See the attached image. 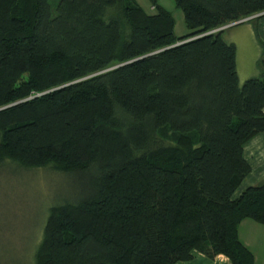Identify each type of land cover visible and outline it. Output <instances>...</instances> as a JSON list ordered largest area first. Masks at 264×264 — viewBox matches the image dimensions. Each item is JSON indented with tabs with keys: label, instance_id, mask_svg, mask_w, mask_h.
Masks as SVG:
<instances>
[{
	"label": "trees",
	"instance_id": "trees-1",
	"mask_svg": "<svg viewBox=\"0 0 264 264\" xmlns=\"http://www.w3.org/2000/svg\"><path fill=\"white\" fill-rule=\"evenodd\" d=\"M149 1L0 0V164L84 176L48 209L34 264H253L236 231L264 227V181L231 196L264 132V45L239 83L217 29L264 0H171L181 37Z\"/></svg>",
	"mask_w": 264,
	"mask_h": 264
},
{
	"label": "rangeland",
	"instance_id": "rangeland-1",
	"mask_svg": "<svg viewBox=\"0 0 264 264\" xmlns=\"http://www.w3.org/2000/svg\"><path fill=\"white\" fill-rule=\"evenodd\" d=\"M134 1L146 14L154 12L149 10V0ZM155 1L162 8L168 7L176 37L189 33L180 10L174 7L171 0ZM244 25L224 29L221 34L226 43H236L235 60L239 75L250 56L247 43L242 45L237 40ZM83 178L47 168L25 170L8 162L0 164V264H34V250L40 240L48 209L71 200L75 193L78 195Z\"/></svg>",
	"mask_w": 264,
	"mask_h": 264
},
{
	"label": "crops",
	"instance_id": "crops-1",
	"mask_svg": "<svg viewBox=\"0 0 264 264\" xmlns=\"http://www.w3.org/2000/svg\"><path fill=\"white\" fill-rule=\"evenodd\" d=\"M164 8V7H163ZM165 9V8H164ZM153 11L152 7L149 8ZM168 11V7L165 9ZM150 14H153L150 13ZM241 28V34L237 40L240 44L247 43L249 46L250 56L247 59V64L238 74V69L235 60V69L238 82L245 79L255 77L258 73L255 61L259 56V48L257 41L264 45V15H254V17L244 23ZM240 24L229 27L232 29ZM226 30V29H225ZM243 39L241 41V37ZM235 47V59H236V43L230 42ZM243 45V44H242ZM262 113L264 114V106L262 107ZM242 158L249 166L248 174L242 179L238 187L234 190L231 199H235L240 192L247 188L252 187L260 182L264 181V132L257 133L247 139L242 144ZM237 238L248 249L253 258V264H264V227L248 219H244L239 222L237 226ZM176 264H230L228 259L222 255H216L211 259L204 257L202 254L193 251L191 253V259L188 261L177 262Z\"/></svg>",
	"mask_w": 264,
	"mask_h": 264
},
{
	"label": "built area",
	"instance_id": "built-area-1",
	"mask_svg": "<svg viewBox=\"0 0 264 264\" xmlns=\"http://www.w3.org/2000/svg\"><path fill=\"white\" fill-rule=\"evenodd\" d=\"M253 17H254V16H249V17H247V18H244V19L238 20V21H236V22L229 23V24H227V25L221 26V27L218 28L217 30H224V29H227V28H229V27L235 26V25H237V24L244 23V22H246V21L252 19ZM217 30H216V31H217Z\"/></svg>",
	"mask_w": 264,
	"mask_h": 264
}]
</instances>
